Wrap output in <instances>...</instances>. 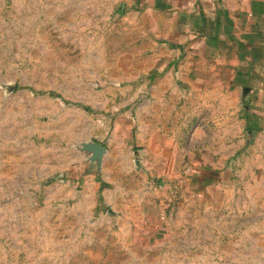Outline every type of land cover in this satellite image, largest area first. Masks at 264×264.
<instances>
[{"label":"rangeland","instance_id":"374dc122","mask_svg":"<svg viewBox=\"0 0 264 264\" xmlns=\"http://www.w3.org/2000/svg\"><path fill=\"white\" fill-rule=\"evenodd\" d=\"M126 1L0 0V264H96L120 223L101 214L138 205L180 227L193 247L179 258L264 264V120L225 159L220 181L192 190L199 173L184 155L178 168L155 170L132 140L112 137L127 130L120 79L136 78L144 61L142 15Z\"/></svg>","mask_w":264,"mask_h":264},{"label":"crops","instance_id":"0c3cea01","mask_svg":"<svg viewBox=\"0 0 264 264\" xmlns=\"http://www.w3.org/2000/svg\"><path fill=\"white\" fill-rule=\"evenodd\" d=\"M125 5L144 20L136 37L144 61L136 78L120 79L125 86L120 122L127 130L112 137L122 146L132 140L134 157H146L141 162L147 168L176 169L178 155H184L199 173L186 186H211L220 181L225 159L262 131L256 123L264 120V0H127ZM108 160L122 168L132 163L123 154L111 153ZM237 209L233 217L245 211ZM163 210L138 205L102 213L120 223H111L117 239L105 243L109 254L96 264H193L177 256L193 246L183 241L180 227L164 220Z\"/></svg>","mask_w":264,"mask_h":264}]
</instances>
